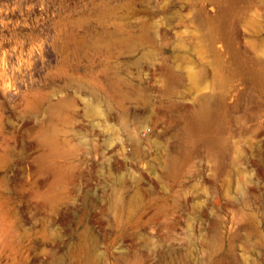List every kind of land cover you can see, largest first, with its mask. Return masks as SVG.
I'll list each match as a JSON object with an SVG mask.
<instances>
[{
    "label": "rangeland",
    "instance_id": "obj_1",
    "mask_svg": "<svg viewBox=\"0 0 264 264\" xmlns=\"http://www.w3.org/2000/svg\"><path fill=\"white\" fill-rule=\"evenodd\" d=\"M0 264H264V0H0Z\"/></svg>",
    "mask_w": 264,
    "mask_h": 264
},
{
    "label": "bare ground",
    "instance_id": "obj_2",
    "mask_svg": "<svg viewBox=\"0 0 264 264\" xmlns=\"http://www.w3.org/2000/svg\"><path fill=\"white\" fill-rule=\"evenodd\" d=\"M208 121H209L208 108L204 107L202 112L199 115H197L195 119L189 122L188 125L189 135L190 133L193 135L195 133L201 132L202 130L204 131V129L207 128Z\"/></svg>",
    "mask_w": 264,
    "mask_h": 264
}]
</instances>
